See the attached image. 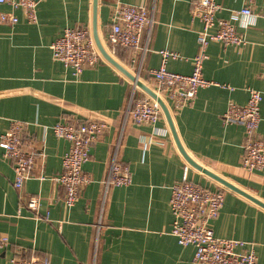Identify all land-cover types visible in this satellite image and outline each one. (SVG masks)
Returning a JSON list of instances; mask_svg holds the SVG:
<instances>
[{
  "label": "crops",
  "instance_id": "0c3cea01",
  "mask_svg": "<svg viewBox=\"0 0 264 264\" xmlns=\"http://www.w3.org/2000/svg\"><path fill=\"white\" fill-rule=\"evenodd\" d=\"M191 1L40 0L33 24L20 10L0 6L18 18L13 25L0 23V135L12 121L23 122L22 139L37 153L30 177L17 191L11 164L0 150V234L10 243L0 250V264H10L17 247L26 255L47 257L50 264H195L194 248L179 246L170 233V188L186 164L192 182L224 190L223 206L210 222L214 235L251 243L257 264H264V170L241 168L244 127L221 120L230 102L242 106L250 89L259 91L257 134L264 139V0H215L221 6L218 19L229 20L232 11L244 7L256 17L247 25L235 21L242 45L209 43L202 76L214 84L199 89L191 105L175 108L157 95L150 70L160 65L158 52L169 50L180 58L168 59L167 70L191 73L201 30L191 17ZM120 4L153 11L154 21L139 48L111 53L107 34ZM66 28L90 30L101 55L78 76L52 57L50 45ZM148 92L162 102L158 122H124L131 96L150 97ZM86 120L110 126L83 165L91 182L68 207L64 190L49 180L60 174L68 142L51 128L59 121ZM115 151L129 168L131 184L106 189ZM39 174L46 179H37ZM32 195L39 197L40 219L25 208ZM46 213L48 220L42 218Z\"/></svg>",
  "mask_w": 264,
  "mask_h": 264
},
{
  "label": "built area",
  "instance_id": "2783aa9c",
  "mask_svg": "<svg viewBox=\"0 0 264 264\" xmlns=\"http://www.w3.org/2000/svg\"><path fill=\"white\" fill-rule=\"evenodd\" d=\"M40 0H0V6H8L11 10H20L27 23L37 22V6ZM221 6L215 0L191 1L190 14L201 23L197 34L199 50L191 59L190 74H178L167 70L168 59L180 56L169 50H160V65L150 70V74L158 84L157 95L172 101L175 108L191 105L197 91L213 85L214 82L202 76V68L207 59L206 49L209 43L215 42L223 46H240L244 38L237 31L235 21L247 25L249 18L256 17L249 7L230 13V19H218L216 14ZM153 11L144 7L120 4L113 12V23L107 34V43L111 53L117 48L137 49L141 45L142 34L149 32L154 18ZM18 18L12 13L0 11V23L16 24ZM146 40L143 52L146 51ZM52 57L72 70L78 76L85 68L94 67L101 55L94 38L88 29L66 28L62 35L51 45ZM246 104L239 106L233 102L227 105L221 116L223 124H240L244 127L245 140L240 166L246 172L264 170V139L258 136L260 122V103L262 94L250 89ZM161 116V107L152 97L135 98L133 95L124 112V122L136 125L154 126ZM110 126L104 120H86L79 123L59 121L52 126L54 136L68 142V149L62 156L61 172L49 178L64 190L63 201L72 207L84 187L91 182L90 176L83 171L88 161L92 145ZM25 125L20 121H12L9 128L0 135V150L13 171L12 186L20 191L24 182L30 177L35 166L37 153L33 147L23 141L22 133ZM118 147V146H117ZM188 165L183 168L180 180L170 188L169 209L172 216L171 235L181 247L194 248L195 264H257L253 245L241 240L218 238L214 235L210 222L214 220L224 202L223 189H209L195 184L188 178ZM37 179L46 176L39 174ZM105 188L125 187L131 184V173L126 164L117 160V151L110 163L104 181ZM39 197L29 196L25 208L36 218L39 215ZM48 220V214L42 216ZM9 239L0 234V250L8 248ZM10 264H50L45 256L26 255L22 248L13 249Z\"/></svg>",
  "mask_w": 264,
  "mask_h": 264
},
{
  "label": "water",
  "instance_id": "95a60500",
  "mask_svg": "<svg viewBox=\"0 0 264 264\" xmlns=\"http://www.w3.org/2000/svg\"><path fill=\"white\" fill-rule=\"evenodd\" d=\"M132 80L135 82V84L137 85V86H140L141 87V85L139 84V82H138V80H136L135 78H132ZM149 93V95H150V97H152L153 99H156L157 100V102L159 103V105H160V107L162 108V102H161V100L159 99V97H157L154 93H151V92H148ZM206 174H209L208 172H206V171H204ZM209 175H211V174H209ZM212 176V175H211ZM212 177H214V176H212Z\"/></svg>",
  "mask_w": 264,
  "mask_h": 264
}]
</instances>
